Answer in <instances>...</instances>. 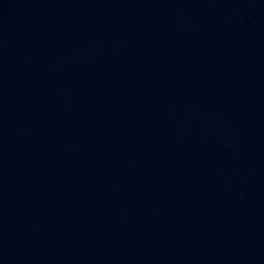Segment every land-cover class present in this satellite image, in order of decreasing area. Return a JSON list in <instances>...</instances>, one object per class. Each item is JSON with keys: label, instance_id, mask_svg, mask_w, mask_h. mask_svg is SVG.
Here are the masks:
<instances>
[{"label": "water", "instance_id": "water-1", "mask_svg": "<svg viewBox=\"0 0 264 264\" xmlns=\"http://www.w3.org/2000/svg\"><path fill=\"white\" fill-rule=\"evenodd\" d=\"M0 264H264V0H0Z\"/></svg>", "mask_w": 264, "mask_h": 264}]
</instances>
